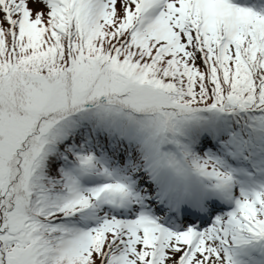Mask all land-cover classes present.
<instances>
[{
  "label": "snow or ice",
  "instance_id": "snow-or-ice-1",
  "mask_svg": "<svg viewBox=\"0 0 264 264\" xmlns=\"http://www.w3.org/2000/svg\"><path fill=\"white\" fill-rule=\"evenodd\" d=\"M0 264H264V0H0Z\"/></svg>",
  "mask_w": 264,
  "mask_h": 264
}]
</instances>
